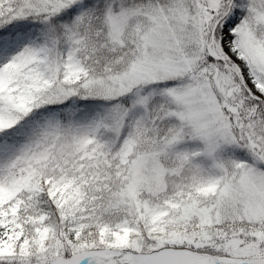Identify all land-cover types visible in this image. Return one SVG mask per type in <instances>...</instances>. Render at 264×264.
<instances>
[{"label":"snow or ice","instance_id":"snow-or-ice-1","mask_svg":"<svg viewBox=\"0 0 264 264\" xmlns=\"http://www.w3.org/2000/svg\"><path fill=\"white\" fill-rule=\"evenodd\" d=\"M0 264H264V0H0Z\"/></svg>","mask_w":264,"mask_h":264}]
</instances>
